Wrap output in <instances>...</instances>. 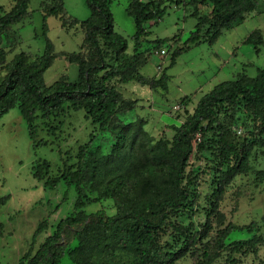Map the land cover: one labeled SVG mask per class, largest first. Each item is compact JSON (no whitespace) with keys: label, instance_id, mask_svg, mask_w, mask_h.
<instances>
[{"label":"rangeland","instance_id":"rangeland-1","mask_svg":"<svg viewBox=\"0 0 264 264\" xmlns=\"http://www.w3.org/2000/svg\"><path fill=\"white\" fill-rule=\"evenodd\" d=\"M62 10L45 15L59 0H28L26 17L3 33L6 61L24 52L29 61L41 56L48 38L55 58L44 71L43 80L50 84L65 77L74 81L78 75L77 63L69 62L65 54L77 53L84 41L81 24L90 15L86 0H61ZM153 1L166 7L158 21H148L147 31L140 49L146 62L138 73L147 78L167 76L165 87L151 88L132 79L118 85L117 89L127 99L136 100L135 107L117 115L110 127L100 128L85 117L83 109L65 105L48 118L37 117L32 127L23 118L18 106L0 117V264H18L21 256L33 245V251L50 235L57 222L68 215L83 211L86 214L102 211L105 216L116 213L115 201L91 190L89 177L76 185L64 177L78 168L80 147L90 141L91 148L107 153L116 142V134L124 123L143 121V130L153 138L171 141L174 126L186 119L204 94L217 83L235 79L239 74L255 77L264 66V45L256 53L245 38L258 29L264 40V0L247 13L242 23L222 30L209 44L186 43L194 30L196 18L193 10L211 19L209 1L193 6L190 0L175 5L176 0ZM17 0H0V16L9 12ZM131 0H110L113 30L126 39V52L134 49V17L129 11ZM46 7V8H45ZM63 19L74 22L70 28L62 26ZM45 22V24H44ZM44 25L46 34H44ZM205 25L203 31L207 29ZM157 40L162 43H157ZM179 46L184 48L171 63V55ZM164 48L161 56L155 50ZM83 55L88 53L85 47ZM5 74L1 72V76ZM39 114V112H38ZM206 126V123H203ZM222 138L233 145L228 157L221 151ZM193 142V152L185 170V186L190 192L188 203L168 216L158 244L175 250L186 244L189 252L174 264H195L200 253L216 244L218 235L228 225L236 226L226 237L225 249L211 264H264V120L253 118L242 106H226L218 111L211 127L199 133ZM245 151L248 156L244 171L228 176L227 169L236 164ZM227 154V153H226ZM38 166L41 178L33 173ZM190 182L187 183V179ZM220 185L221 194L216 195ZM219 197V200L216 197ZM83 202L80 208L76 202ZM215 202L217 205L215 207ZM41 221L46 227L34 233ZM209 224L207 235L196 242L188 236L202 231ZM181 226L183 230L177 229ZM252 231H248V229ZM121 234V233H120ZM259 237L260 241H255ZM65 254L58 264H74L67 253L77 244L72 231L64 233ZM252 239V244L235 246L239 240ZM104 244H124L120 236L107 235ZM257 240V239H256ZM193 251L191 254L190 252ZM100 255H108L114 264L131 261V254L117 246ZM112 263V264H113Z\"/></svg>","mask_w":264,"mask_h":264},{"label":"trees","instance_id":"trees-1","mask_svg":"<svg viewBox=\"0 0 264 264\" xmlns=\"http://www.w3.org/2000/svg\"><path fill=\"white\" fill-rule=\"evenodd\" d=\"M205 1L210 2L211 19L199 14L196 8L193 10L192 16L197 21L186 41L188 44L213 43L222 30L242 23L246 14L256 9L259 3V0H190L193 6ZM86 2L90 15L81 24L84 29L83 44L79 52L65 54L69 62L78 65V75L74 81L63 77L50 84L44 82L43 73L55 58L48 38L43 54L36 56L35 60L29 61V56L21 52L6 61V45L2 34L10 30L11 24L26 17L28 0H17L9 12L0 16V117L18 106L28 123L31 137L37 117L48 118L65 105L74 110L83 109L85 117L100 128L110 127L120 112L135 107L136 100L123 97L117 89L119 84L129 80L148 84L151 88L165 87V74L159 78H147L138 73V68L146 62L138 50L147 33L145 23L161 19L166 7L153 1L131 0L129 11L134 17L135 33L133 53L129 54L126 52V39L113 30V18L108 7L110 0ZM181 4L186 5L183 0L175 1V5ZM62 7V1L59 0L58 5L51 6L48 11L45 9L44 20L49 14L59 13ZM73 25V21H62L66 29ZM205 25L208 27L203 31ZM44 28L46 34L45 25ZM244 41L251 44L256 53L264 45L258 29H254ZM157 43L162 42L157 40ZM85 47L88 53L83 55ZM188 47L176 48L171 55V63ZM2 71L5 72L3 76ZM229 105L242 106L253 118L264 120V66L255 77L242 73L235 79L217 83L200 97L193 112L187 115L183 123L173 127L175 132L171 141L162 138L153 140L143 130V121L136 120L122 125L116 134V142L106 154L91 148L90 141L82 145L78 154V168L64 179L78 185L82 179L89 177L91 190L98 193L97 199L92 201L111 197L115 201L116 213L105 216L102 211L89 214L80 211L60 219L53 232L39 244L34 253L33 245H30L18 264H58L65 254L66 230L72 231L77 239V244L67 253L74 264H112L108 255H99L100 251L113 249L114 246L131 254V261L119 264H174L185 256L194 244L172 250L157 241L164 231L168 216L189 201L190 192L184 180L195 137L205 128L211 127L218 111ZM221 141V151H225L228 157L233 145L227 138ZM247 156L248 152L245 151L238 157L236 164L228 167V176L244 171ZM33 173L38 178L42 176L36 165ZM186 182L189 183L190 178ZM221 191L218 185L216 195H220ZM216 199L219 200V197ZM2 201L0 199V203ZM83 205V202H76L78 208ZM45 227L46 221H41L34 236ZM235 227L228 224L218 235L216 244L203 250L200 253L201 260L195 264H211L218 258L226 247V237ZM177 229L183 230L181 226H177ZM2 230L3 225L0 223V235ZM208 230L207 223L202 231L188 237L190 241L196 242L203 239ZM248 231L252 230L249 228ZM107 235L112 238L120 236L124 244H104ZM255 241H260V238L255 237ZM252 243V239H247L239 240L234 245Z\"/></svg>","mask_w":264,"mask_h":264},{"label":"built area","instance_id":"built-area-1","mask_svg":"<svg viewBox=\"0 0 264 264\" xmlns=\"http://www.w3.org/2000/svg\"><path fill=\"white\" fill-rule=\"evenodd\" d=\"M155 53H159L161 56L166 54V50L164 48L160 49V50H155Z\"/></svg>","mask_w":264,"mask_h":264}]
</instances>
